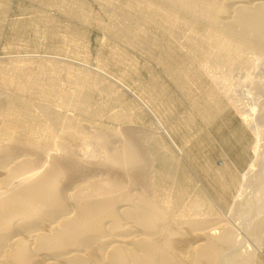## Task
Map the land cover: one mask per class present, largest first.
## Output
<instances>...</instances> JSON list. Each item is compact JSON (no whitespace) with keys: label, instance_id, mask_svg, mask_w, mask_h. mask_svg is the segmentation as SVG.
Instances as JSON below:
<instances>
[{"label":"rangeland","instance_id":"374dc122","mask_svg":"<svg viewBox=\"0 0 264 264\" xmlns=\"http://www.w3.org/2000/svg\"><path fill=\"white\" fill-rule=\"evenodd\" d=\"M147 2L0 0V92L17 93V84L23 87L33 80L25 83V88L30 94H39H34L36 102L56 107L62 102L58 97L64 98L75 106L73 115L87 128L111 135V148L127 140L141 155L148 154L150 165L141 166L139 171L147 169L151 194L159 191L155 183L160 179V191L167 193V200L185 217L212 218V225L221 223L226 229H235L244 246L264 248V190L262 194L260 189H249L242 176L255 158L256 125L246 121L229 98L262 118L264 59H259L257 52L241 59L231 70L233 80L226 94L205 69L201 72L200 60L175 38V32L183 34L185 26L180 25L173 34L164 11L151 6V0ZM40 79L46 85L56 84L47 86L51 91L55 87L61 95L56 91L51 92L56 100L50 97ZM255 80L261 83L256 85ZM19 82L24 83L21 86ZM40 92L49 100L41 99ZM144 104L162 120L182 153ZM260 122L263 127L264 122ZM16 150L35 160L40 154L23 142L12 145V151ZM40 161L48 158L42 156ZM72 165L76 169L96 168L80 164L79 159ZM118 173V169L111 170L113 175ZM242 202H247L244 211L239 206ZM257 207L262 212L256 211ZM260 254L259 263L264 264V250Z\"/></svg>","mask_w":264,"mask_h":264},{"label":"bare ground","instance_id":"6f19581e","mask_svg":"<svg viewBox=\"0 0 264 264\" xmlns=\"http://www.w3.org/2000/svg\"><path fill=\"white\" fill-rule=\"evenodd\" d=\"M151 6L164 11L173 34L185 26L188 31L180 29L183 34L175 32V38L226 94L233 80L231 70L241 59L257 53L264 59V0H151ZM256 80L255 84L261 83ZM25 86L17 84L18 92L13 94L0 92V264H260L262 246H244L235 229L212 225V218L185 217L160 191V179L155 183L159 191L151 194L147 169L139 171L150 165L148 154L141 155L127 140L111 148V135L87 128L73 115V104L60 96L62 102L56 107L38 103L35 88L30 94ZM55 87L50 93L55 94ZM46 93H41V99L49 100ZM229 98L240 115L256 125L255 158L242 176L249 189H260L263 194L264 125L259 122H264V112L261 118ZM144 105L182 153L162 120ZM21 142L38 150L39 157L35 160L25 152H13L12 145ZM42 156L48 161L41 162ZM75 159L97 169H76ZM260 160L262 165H258ZM112 169L119 173L111 174ZM247 202L239 205L243 211Z\"/></svg>","mask_w":264,"mask_h":264}]
</instances>
